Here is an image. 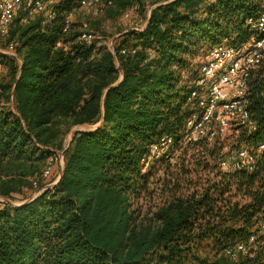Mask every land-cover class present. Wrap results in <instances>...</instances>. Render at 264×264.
Wrapping results in <instances>:
<instances>
[{
    "label": "trees",
    "instance_id": "16d2710c",
    "mask_svg": "<svg viewBox=\"0 0 264 264\" xmlns=\"http://www.w3.org/2000/svg\"><path fill=\"white\" fill-rule=\"evenodd\" d=\"M149 1L143 30L121 34L113 51L95 40L80 42L85 31L76 23L64 31L71 1L54 5L51 20L39 14L24 23L21 13L10 35L0 36L18 43L21 60L0 54L7 68L0 196L33 189L31 179L50 159L49 177L57 179L56 159L64 151L56 185L19 206L0 202V264H233L225 250L251 236L261 261L264 152L248 173L221 169L217 142L179 145L183 161L169 194L145 212L133 201L149 192L152 169L140 165L149 146L164 136L176 144L184 137L201 59L214 46L248 50L264 37L248 25L264 13V0H114L106 9L138 4L146 18ZM248 99L256 131L238 139L258 146L264 144V58L249 80ZM74 128L85 129L64 149Z\"/></svg>",
    "mask_w": 264,
    "mask_h": 264
},
{
    "label": "built area",
    "instance_id": "2783aa9c",
    "mask_svg": "<svg viewBox=\"0 0 264 264\" xmlns=\"http://www.w3.org/2000/svg\"><path fill=\"white\" fill-rule=\"evenodd\" d=\"M62 1L77 4L86 15L92 18L99 17L104 8L111 7L114 2V0H0V36L7 38L10 35L14 20L21 13L24 23L28 18L39 14H43L46 20L53 19L55 17L53 7ZM125 17H128V13ZM147 17H149V12ZM71 23L72 19L67 18L64 31L69 29ZM248 25L258 36L263 35L264 13L257 20H250ZM93 38L90 33L83 32L79 41L88 45ZM17 46V42L11 41L6 46V51H0V54L16 58L21 64L16 53ZM263 58L264 37L256 38L248 50L238 51L225 43L214 46L208 52L205 61L201 62L199 74L192 82V90L187 102L193 104L194 109L185 121L183 139L176 144L171 137L164 136L151 144L140 160L143 172L154 168L157 161L170 159L179 145L195 146L202 142L211 145L226 136L229 131H234L238 135L243 133L248 137L251 136L256 131V124L249 111L248 84L251 75L258 70ZM2 78L3 73L0 70V90ZM263 152L264 144L255 146L248 140V142L239 144L235 150L221 154L218 164L224 170L231 168L252 173ZM56 161L60 165L61 172L62 156ZM52 162L53 160L50 159V165ZM51 169L52 166L45 169L41 177H48ZM58 178L50 186L56 184ZM31 182L33 188L38 187L37 177H34ZM258 230L264 233V217L258 224ZM255 244L256 236H251L247 242L225 250L224 255L232 262L247 258L252 262L251 264H264V251L261 254V261L256 262Z\"/></svg>",
    "mask_w": 264,
    "mask_h": 264
},
{
    "label": "rangeland",
    "instance_id": "374dc122",
    "mask_svg": "<svg viewBox=\"0 0 264 264\" xmlns=\"http://www.w3.org/2000/svg\"><path fill=\"white\" fill-rule=\"evenodd\" d=\"M146 18L141 15L139 12V5L135 4L134 6L127 8L126 10H121L115 3L113 9H106L104 8L103 12L97 18H92L86 15L76 4L73 6L71 19L73 23H76L82 26V29L85 32L90 33L96 42H99L101 45L107 46L111 51H113V46L115 44V40L124 32L128 30H140L145 26V22L147 19L148 12L151 10L150 5L151 2L146 3ZM108 12H111L108 15ZM126 13H128V17H125ZM18 18V16L16 17ZM92 40V41H93ZM0 42L3 46H0V51H6V43L5 39L0 38ZM8 45V44H7ZM208 52L205 55V58L201 59L202 62L205 61ZM5 56V55H2ZM1 63V62H0ZM0 65H3L2 63ZM7 79V78H5ZM85 128H74V130H84ZM73 130V129H72ZM238 134L234 131H229L226 133V136H223L217 142L218 146L222 148L221 154L226 152H230L235 150L240 142L238 139ZM72 138V133L69 131L64 138V149H66L69 145V142ZM63 151L58 152V159L61 157V153ZM192 153L189 152V156ZM180 154L176 151L171 155L170 160V167L167 165H162V160L157 161L154 168H152V178L151 183L149 185V192L148 195H143L139 200H134V208L141 206L142 212H145L148 208H153L155 205L161 202L162 198L166 197L169 194L170 186L169 182L170 179L177 178L179 176V169L181 164V158H179ZM64 157V156H63ZM188 159V156H187ZM166 160V159H165ZM183 161V160H182ZM165 162V161H163ZM191 162V161H190ZM189 162V163H190ZM185 164L186 166H190ZM51 167L50 160L48 161L46 167H44L43 171ZM42 171V172H43ZM38 178V187L37 188H30V186H22L20 191L16 194H13L11 197H2L0 196V201L4 202L6 200L10 201L13 205H21L31 199L37 197L39 193L48 186H50L56 178L51 177H41L36 176ZM193 179H197L195 174L191 176ZM199 177V176H198ZM32 180V179H31ZM40 181V182H39ZM31 182V181H30ZM168 182V183H167ZM5 203V202H4ZM257 236H264V233L257 231ZM263 244H260L262 246ZM259 251V246L257 248ZM233 264H246L244 260L239 262H232Z\"/></svg>",
    "mask_w": 264,
    "mask_h": 264
},
{
    "label": "water",
    "instance_id": "95a60500",
    "mask_svg": "<svg viewBox=\"0 0 264 264\" xmlns=\"http://www.w3.org/2000/svg\"><path fill=\"white\" fill-rule=\"evenodd\" d=\"M119 73H120V75H121V79H122V76H123V73H122V71L119 69ZM76 129V128H75ZM76 132V130H71V133H72V136H73V134ZM72 139V138H71ZM70 142H71V140H70ZM69 142V143H70ZM61 156H62V158H63V156H64V151L61 153ZM61 175H62V171L60 172V175H59V178H58V181H59V179L61 178ZM58 181H57V183H58ZM56 183V184H57ZM56 184H54V185H56ZM53 185V186H54ZM53 186H48L47 188H50V187H53ZM47 188H45V189H47ZM34 199V198H33ZM33 199H31V200H33ZM30 200V201H31ZM6 204H8L9 206H12V207H15V206H19V205H13L12 203H10V201H8V200H6V201H4ZM27 202H29V201H27ZM27 202H25V203H27ZM24 204V203H23ZM22 205V204H21Z\"/></svg>",
    "mask_w": 264,
    "mask_h": 264
},
{
    "label": "crops",
    "instance_id": "0c3cea01",
    "mask_svg": "<svg viewBox=\"0 0 264 264\" xmlns=\"http://www.w3.org/2000/svg\"><path fill=\"white\" fill-rule=\"evenodd\" d=\"M145 27V26H144ZM4 55V54H1ZM8 55H5V57ZM9 57V56H8ZM1 64V63H0ZM0 70L3 72L4 78H6L7 75V68L5 66L0 65Z\"/></svg>",
    "mask_w": 264,
    "mask_h": 264
}]
</instances>
